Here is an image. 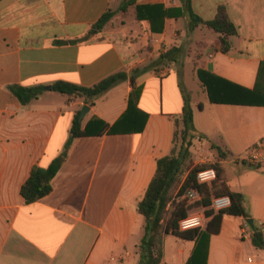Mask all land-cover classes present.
Segmentation results:
<instances>
[{
	"label": "crops",
	"instance_id": "1",
	"mask_svg": "<svg viewBox=\"0 0 264 264\" xmlns=\"http://www.w3.org/2000/svg\"><path fill=\"white\" fill-rule=\"evenodd\" d=\"M123 1L0 0V264H138L145 233L138 205L158 159L172 153L175 119L184 106L177 66L193 67L189 54L183 60L184 49L197 53V70L217 76L222 86H255L264 61V0H192L204 21L224 8L236 25L228 53L218 50L219 35L212 29L201 25L189 31L182 0H136V6L172 10L173 17L154 24L155 32L149 20L137 19L136 6L122 12ZM108 11L115 15L93 39L55 43L81 39ZM118 19L121 25L115 27ZM146 45L148 54L142 49ZM173 47L179 48L178 62H169V73L146 66ZM142 66L151 68L137 78L135 88L128 79L92 106L46 89L23 106L8 89L13 84L53 87L59 80L92 87ZM186 76L182 80L189 90ZM196 84V94L189 90L196 133L205 136V147L215 144L230 154L223 161L228 185L245 196L254 223L252 228L244 217L226 216L220 233L210 238L207 264H264V248L252 244L255 228L264 233V167L232 166L264 137V107L213 103L198 76ZM134 90L138 108L149 114L144 131L100 134L95 120L114 125L128 110ZM85 105L90 110L81 123L89 136L73 141L52 192L26 203L21 188L32 168H47L61 155ZM176 247L171 264H186L195 242L187 252L181 244ZM161 264H169L164 246Z\"/></svg>",
	"mask_w": 264,
	"mask_h": 264
},
{
	"label": "trees",
	"instance_id": "2",
	"mask_svg": "<svg viewBox=\"0 0 264 264\" xmlns=\"http://www.w3.org/2000/svg\"><path fill=\"white\" fill-rule=\"evenodd\" d=\"M182 1L183 11L188 14L190 19L189 31L192 32L201 25L212 29L219 35L216 41L218 50L222 53L230 52L232 49L231 37L237 35L238 30L236 25L230 20L225 9L221 8L215 19L204 21L194 12L192 0ZM133 6H136V0H124L120 9L125 13ZM182 14H177L175 17H180ZM114 15V12L108 11L81 39L69 41L57 40L55 43L72 44L89 41L105 29ZM136 16L138 20H149L152 24L153 32H155V23L163 22L166 17H173L174 14H172V10H165L163 6L137 5ZM178 51L179 48L173 47L162 53L156 62L168 64L171 61H175L177 63L176 53ZM150 68L137 67L130 75L126 71H120L106 77L92 87H84L76 83L59 80L53 84L52 88L53 91L67 96L70 101L83 99L86 104L92 106L97 98L128 79H130L131 85L135 88L137 78L142 73L150 70ZM197 76L203 87L207 89L210 100L213 103L264 107V61L260 64L253 89L241 88L239 86L237 88V85L236 88L222 86L219 83L221 79L202 69L197 70ZM180 88L183 94L184 106L181 117L175 119L176 130L172 153L158 159L156 174L138 205V211L145 219V233L139 245L140 260L138 264H161L166 235H173L182 241L195 242L193 253L186 264H207L210 238L220 233L224 218L226 216L250 218L245 204V196L240 192L232 191L225 177L223 161L227 160L230 154L215 144L211 147L217 151L219 161L214 165L190 167V170L188 169V176L182 185V192L194 188L202 191L204 197L197 206L207 209L206 217L209 221L206 228L204 230L195 228L180 231L179 222L188 216L189 211L193 207L173 202L171 208H167L168 204L173 200L176 190L179 188L180 176L191 154L190 148L196 139H205V136L196 133L192 98L184 85L182 74L180 75ZM8 89L19 99L23 106H27L41 97L45 86L13 84L9 85ZM138 102L139 94L134 90L130 95L128 110L114 125L110 126L96 119L95 121L101 127L100 134L104 132H108L111 135L142 133L147 124L149 114L138 108ZM80 113L79 111L75 116L70 130V138L61 155L47 168L37 165L32 168L29 178L21 188V194L26 203H34L52 192L53 179L61 169L73 141L77 138L89 136V133L86 129L82 128V123L79 121ZM209 166H213L217 170V180L211 188L199 185L196 179L197 173L200 170L209 168ZM225 195L229 196L232 201V205L228 209L219 212L209 209L212 196ZM252 244L259 249L264 248V233L258 228L254 229Z\"/></svg>",
	"mask_w": 264,
	"mask_h": 264
},
{
	"label": "built area",
	"instance_id": "3",
	"mask_svg": "<svg viewBox=\"0 0 264 264\" xmlns=\"http://www.w3.org/2000/svg\"><path fill=\"white\" fill-rule=\"evenodd\" d=\"M236 161L239 163L249 164L254 167H264V137L251 149L244 154L238 156ZM197 182L204 187H212L217 180V172L214 168H206L197 173ZM184 183V182H183ZM176 190L173 200L168 204L167 208L170 209L173 202L183 203L188 207H193L188 216L179 222L180 231H187L195 228H202L205 221H207L206 214L201 211L205 209L197 206L203 200V193L199 189H187L182 192V185ZM232 205L231 198L225 196H212L210 210L219 212L228 209ZM195 210V211H194ZM209 220V219H208Z\"/></svg>",
	"mask_w": 264,
	"mask_h": 264
},
{
	"label": "rangeland",
	"instance_id": "4",
	"mask_svg": "<svg viewBox=\"0 0 264 264\" xmlns=\"http://www.w3.org/2000/svg\"><path fill=\"white\" fill-rule=\"evenodd\" d=\"M125 18L127 19V17H125ZM113 25L115 27L116 26H120L121 25V19H118L117 22L114 23ZM207 33H210V35H214L212 32H209V31H207L206 34ZM205 39L207 40L208 38H205ZM147 47L148 46L146 45V47L142 48V49L145 48V52H143L145 54H148V52H146L147 51ZM142 49H141V51H142ZM187 49L188 48L184 49L182 58H183V60H185L187 58L188 54H189L192 57L193 67L192 68H188L186 71H185V69L183 70L181 68V66L180 67L177 66V68H180V70L182 71V76L183 77L185 76V73L187 74L186 83H187L188 89L193 91V93L196 94V92H197L196 91L197 90V86H196L197 85L196 84L197 83V65L195 63V60H196L195 58L198 55H197V53H194L193 56H192L191 53L189 52L190 50L187 51ZM146 62H147L146 66H149V65L157 66L160 71L162 70V72H163L162 74L169 73L170 68H171L169 63L168 64L158 63V62H156V59H153V58H150ZM146 66H142V67H146ZM167 93H168V91H167ZM189 93L193 94L191 92H189ZM198 140L196 139L194 141V143H193V146L190 148L191 154H190V157L188 158V160L186 162V165H185V167L183 169V172H182V174L180 176V185H181V183L184 182V180L188 176L190 167L193 168V167H196V166H199V165H214L217 161H219V157H218L217 152H214V150L212 148L205 147L203 140H200V141H198ZM236 163H239V162L235 161V163H232V166L235 167ZM228 165H230V164L226 163V166H228ZM209 168H214V167L213 166H209ZM224 171H225V168H224ZM216 172H217V170H216ZM225 177L227 179L226 171H225ZM190 211H192V209ZM201 211H203L206 214L207 209H204V210L201 209ZM208 221H209L208 219H207V221H205L204 226L201 229L204 230L206 228ZM176 243L181 244L182 247L186 249V252L190 249V246L192 244L191 241H182V240L174 237L173 235H166L165 238H164V248H165V251H166L167 262L169 264H171V259L173 258V256L175 255V252L177 250Z\"/></svg>",
	"mask_w": 264,
	"mask_h": 264
},
{
	"label": "water",
	"instance_id": "5",
	"mask_svg": "<svg viewBox=\"0 0 264 264\" xmlns=\"http://www.w3.org/2000/svg\"><path fill=\"white\" fill-rule=\"evenodd\" d=\"M46 90H53L52 87L48 86V87H45ZM89 106L85 105L83 108H82V111L80 113V116H79V121L82 122L83 118L87 115V113L89 112ZM248 224L253 228L254 227V223H253V220L252 219H248L247 220Z\"/></svg>",
	"mask_w": 264,
	"mask_h": 264
}]
</instances>
